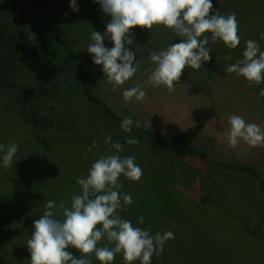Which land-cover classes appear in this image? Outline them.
I'll list each match as a JSON object with an SVG mask.
<instances>
[{"label": "rangeland", "instance_id": "rangeland-1", "mask_svg": "<svg viewBox=\"0 0 264 264\" xmlns=\"http://www.w3.org/2000/svg\"><path fill=\"white\" fill-rule=\"evenodd\" d=\"M51 2L60 8L55 0ZM76 2L78 12L67 8L63 13H67L66 23L72 24L71 30L75 34L71 33L68 39L74 41L71 46L84 68L92 94L120 119L131 117L134 122L145 123L147 127L140 125L144 129H160L157 107H148L145 103L147 96L158 95L157 88L148 83L153 67L150 54L164 51L184 38L162 25L154 26L151 31L140 27L130 29L133 44L128 47L136 56L134 66L138 63L139 67L129 81L113 91L102 71L103 66L95 65L93 54L87 51V46L92 43V31L106 34L111 17L96 0ZM212 4V12L220 10L221 15L236 14L241 43L232 50L219 40L210 43L212 59L198 70L186 66L182 72L194 80L204 72L210 84L199 86L213 99L212 116L203 119L202 132H198L193 143L196 155L178 158L169 152L156 151L147 139H137V144L129 145L126 140L132 136L131 132L105 120L99 111L85 104L79 122L86 119L87 123L81 122L73 131L76 139L59 138L54 134L55 118L51 111H41L33 121V132L37 131L35 139L31 133L27 134L29 130L2 131L0 264H29L31 254L27 241L34 232V221L44 214L49 200L71 207V197L81 193L76 178L87 177L97 159L115 152V149L109 152L110 144L105 143L108 136L110 143L123 145L121 157L135 156V163L143 172L138 182L123 175L119 178L123 185L121 192L130 194L133 201L118 210L121 217L151 234L174 233L175 238L165 243L160 256L152 257L151 264H264V191L260 188V180L252 174L219 166L220 163L241 164L252 168L264 181V146L253 148L241 140L232 148L227 139L229 119L233 115L264 130V97L259 95L264 83L250 85L245 78L226 71L229 65L243 59L245 41H257L264 51V39L260 37L264 32V0H212ZM0 11L11 28L23 20L29 32L27 37L37 36L36 32L42 28L41 16L23 0H0ZM205 35L211 36L210 33ZM104 44L107 48L114 46L107 36ZM229 55L231 59L226 58ZM33 73L36 74V70L33 69ZM69 77L72 73L67 71L64 79H60L70 88ZM29 80L33 81L35 98L44 102L43 107H48L53 102L54 80L46 82V77ZM137 83L146 92V99L126 103L123 91ZM56 105L58 109L59 104ZM161 132L165 136L179 133ZM94 142L96 146L92 147ZM10 143L19 147L12 166L6 169L2 157ZM53 213L55 219H65L62 209H53ZM141 215L145 217L144 224L138 223ZM105 245L106 238L97 246ZM66 250L71 252V247ZM91 264H100L94 254H91ZM112 264H125L123 254H116ZM133 264H140V261Z\"/></svg>", "mask_w": 264, "mask_h": 264}, {"label": "clouds", "instance_id": "clouds-1", "mask_svg": "<svg viewBox=\"0 0 264 264\" xmlns=\"http://www.w3.org/2000/svg\"><path fill=\"white\" fill-rule=\"evenodd\" d=\"M104 13L111 17L106 25V34L92 31L87 51L93 54V63L102 65V71L113 91L124 85L137 72L139 67L135 53L128 45L133 44L130 29L134 27L153 30L154 26H164L176 35L183 37L179 43H173L159 53L152 52L148 83L153 88L164 87L169 93L175 90L186 66L198 70L205 62L212 59L210 43L217 40L232 50L236 49L241 38L238 34V20L235 13L221 15L220 10L212 12V0H96ZM70 8L78 12L76 0H71ZM211 13V14H210ZM206 33H210L209 38ZM107 38L113 47H105ZM264 39V32L260 33ZM243 59L229 65L227 73L245 78L250 85L264 83V51L255 40L245 41ZM231 59V55L226 57ZM126 103L144 101L146 92L137 83L122 93ZM259 95L264 97V88ZM139 121L125 117L121 128L130 132ZM228 144L235 148L241 140L250 147L264 146V130L255 123L246 122L239 115L229 119ZM111 137L105 138L110 144L109 152H115L97 159L90 167L87 177H77L81 187L80 194L71 197V207L55 201L46 202V211L34 221V232L27 241L31 254L29 264H91V254L100 264H112L116 254L122 253L125 264H151L152 257L163 253L167 241L175 238L174 233L151 234L149 230L134 226L130 220L121 217L118 210L133 203L130 194L121 192L120 177L131 181H140L142 169L135 163V156L121 157L123 149L120 143H110ZM139 141L128 138L129 145ZM95 142L92 147H95ZM18 144L7 145L2 157L4 168L12 166L18 151ZM0 151L4 146L0 145ZM87 153H85V156ZM62 209L63 221L54 218L53 209ZM145 217L139 216L138 223L144 224ZM100 226V227H98ZM106 238L107 245L98 247V242ZM78 250L82 255L74 257L66 249Z\"/></svg>", "mask_w": 264, "mask_h": 264}, {"label": "trees", "instance_id": "trees-1", "mask_svg": "<svg viewBox=\"0 0 264 264\" xmlns=\"http://www.w3.org/2000/svg\"><path fill=\"white\" fill-rule=\"evenodd\" d=\"M23 1L41 16L42 28L36 32L37 36L27 37L29 32L23 20H19L15 28H11V24L0 11V135L4 130L19 128L24 132L29 130L27 134L31 133L35 139L37 131L33 132V121L40 116L41 111H51L55 118L54 134L59 138L76 139L77 136L72 134L82 122H79V117L83 113V104L92 106L105 120L121 127L122 119L92 94L84 68L71 46L74 41L68 39L73 33L72 24L66 23L68 17L63 11L70 8V1L55 0L60 8L54 7L51 0ZM67 71L72 73V77H69L70 88L62 82ZM32 77H46V82L48 79L54 80V91L51 94L53 102L48 107H43L44 102H38L35 98L33 81L29 80ZM61 77L63 78L60 79ZM56 104H59L58 109ZM85 120L83 124L87 123ZM131 129L130 138L147 139L156 151L169 152L178 158H191L196 155L193 143L198 137V131L195 129L173 137H164L155 131L136 127L135 123ZM219 166L254 175L260 180V188L264 191V181L252 168L229 163H220ZM71 253L77 258L82 255L74 248H71Z\"/></svg>", "mask_w": 264, "mask_h": 264}, {"label": "crops", "instance_id": "crops-1", "mask_svg": "<svg viewBox=\"0 0 264 264\" xmlns=\"http://www.w3.org/2000/svg\"><path fill=\"white\" fill-rule=\"evenodd\" d=\"M198 78L194 80L189 79L187 75H181L180 81L176 83L173 92L169 93L166 88L159 87L157 88V96H147L145 103L148 104V107L155 105L158 109L160 129H151L152 131L164 137L173 136H165L161 131L179 132L178 134H180L195 129L202 132L203 119H209L212 116L214 105L212 96L205 93V88H201V86H206L209 83V80L206 79L207 75L202 72ZM197 81L199 84H197ZM140 125L147 127L145 123H140Z\"/></svg>", "mask_w": 264, "mask_h": 264}]
</instances>
